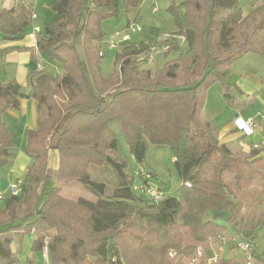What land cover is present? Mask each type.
<instances>
[{"label": "trees", "instance_id": "16d2710c", "mask_svg": "<svg viewBox=\"0 0 264 264\" xmlns=\"http://www.w3.org/2000/svg\"><path fill=\"white\" fill-rule=\"evenodd\" d=\"M118 1L128 12L139 0H50L54 17L44 23L35 47L18 45L31 26L34 3L0 4V59L25 51L34 59L36 52L61 70L33 73L24 95L13 67L0 63V171L15 156V136L2 115L18 110L25 97L37 105L36 126L26 131L23 150L31 164L19 195L0 207V264H19L27 232L34 234L32 252L46 248L48 264H206L214 246L235 239L233 228L253 241L252 232L264 227V155L252 148L255 143L246 156L232 153L201 120L204 95L212 86L220 87L235 111L247 104L238 99L243 93L229 76L233 63L247 54L264 60V0L246 13L238 0H174L167 12L187 52L160 71L145 69L141 79L135 73L143 72L150 55L142 57L146 47L128 41L115 56L118 68L108 76L100 73L102 24L119 15ZM178 73L197 80L169 88L164 81ZM112 124L138 164L149 145L168 147L181 184L177 196H167L160 182L145 178L153 179L152 173H125ZM50 151L58 156L57 181L78 182L92 200L64 199L58 187L46 188L53 182L46 165ZM93 168L113 175L110 195L104 182L92 180ZM149 186L161 191L159 201L144 194ZM131 216L128 226L152 228L154 236L132 235L128 242L120 227ZM260 261L264 264V256Z\"/></svg>", "mask_w": 264, "mask_h": 264}, {"label": "rangeland", "instance_id": "374dc122", "mask_svg": "<svg viewBox=\"0 0 264 264\" xmlns=\"http://www.w3.org/2000/svg\"><path fill=\"white\" fill-rule=\"evenodd\" d=\"M34 3V14L46 17V21H49L54 17L48 8L47 4L50 0H31ZM14 0H0V4L3 3L4 8H10L13 5ZM261 3V0H238V6L241 10L246 13L252 7H256ZM119 4V15L115 18L108 19L102 24V30L105 33V37L102 43V52L104 56L99 61L100 73L103 76H108L112 74L118 67L115 65L114 60L116 54L119 52V48L111 49L108 47L107 42L115 40L114 32L121 31L128 34L130 43L137 45H144L147 52L142 56L146 57L150 55L151 62L146 61L143 63L142 70H137L135 73V78L141 79L143 77L142 73H145V69L149 70L150 73H154L157 70L163 69L166 62L177 58L180 54L187 52V46L182 38H178L175 23L171 16L168 14L167 9L175 4L174 0H139L135 8L130 9L128 12L124 10L120 1ZM128 22H131L130 30L126 29ZM41 23V21H40ZM42 34L44 33V25L41 24ZM31 28V26L29 27ZM139 29L138 32L135 30ZM134 30V32H131ZM168 46L169 49L164 51L161 47ZM80 51V48H79ZM41 57L48 62V60L41 55ZM46 73H51L53 75L59 74L60 69H58L53 63L47 64L42 62ZM235 72L245 84H250L251 86L257 87L260 90V98L263 101H256L251 97L240 98V100H245L247 103L242 112H237L231 108L223 99L220 92V87L212 86L209 88L204 95V107L201 111V120L205 123L210 124L216 132L217 138L222 142L228 144V149L233 153H248L251 151V144L255 143L254 139L250 136H244L243 133L236 129L234 120L236 115H242V119L246 120L248 118H261L264 121V85L262 86L261 79H264V61L255 54H247L243 58L239 59L234 65ZM40 69L43 70V67ZM133 75V74H132ZM134 76V75H133ZM198 77L197 73L195 75ZM195 77V78H196ZM193 77H184L179 73L176 79L166 80L168 82V87L173 88L176 86H181L184 84H189L192 82ZM256 98V97H255ZM2 122L3 119H1ZM5 123V122H4ZM264 123V122H263ZM6 125V124H5ZM8 127V125H6ZM117 139V148L121 157L125 160L127 166L125 173L130 176H136V174L141 172L152 173L153 179L147 178L149 181L157 180L164 186V192L167 196H177L180 192L181 184L178 179L177 172L173 164V158L171 152L167 146H152L147 147L145 160L138 164L132 158L128 151V148L115 124L111 125ZM9 128V127H8ZM13 131L11 128H9ZM14 133V132H13ZM15 136V133H14ZM16 138V136H15ZM258 142V141H257ZM16 144L13 153L21 152L18 150L19 141L14 142ZM261 153L264 155V146L260 149ZM22 153V152H21ZM24 156V154H22ZM57 161L58 156L55 151H50L47 153L46 165L50 170L53 182H47L46 188H51L55 186L60 189L59 195L68 200H77L79 197L84 199H93V196L83 189V187L75 181L64 182L57 181ZM8 166L0 171V194L5 198L9 197L8 187L13 184L8 181ZM105 168V167H104ZM109 168V167H108ZM110 170V169H109ZM145 174H143L144 176ZM91 178L94 181H102L106 184L105 195L111 194L114 188V177L108 170L103 168L92 169ZM7 188V191L5 190ZM38 192V190H37ZM142 197V195H141ZM45 195L42 194L40 202H43ZM5 200V199H4ZM3 204V200H0V207ZM223 214L222 218L219 219V223L223 224ZM133 217L124 222L120 229L125 230L126 240L133 239L132 235L141 236L148 238L149 236H154L152 228L140 227L137 224L133 226H128L132 223ZM126 224V226H124ZM128 228V229H127ZM234 233L235 239L229 240L223 243L221 246H214L212 253L216 255L217 259L230 258L234 259L239 264H261V259L264 256V227H259L252 232L253 242L255 244L254 256L251 257L250 261L247 263L242 256L235 250L237 242L244 240L240 235H238L235 228L230 232ZM34 238L33 233H24L22 235L21 251L18 255L20 262H26L27 256H30L34 260V264H44L46 261L42 252H32V240ZM19 262V263H20ZM219 262V261H218ZM216 264H223L221 262Z\"/></svg>", "mask_w": 264, "mask_h": 264}, {"label": "crops", "instance_id": "0c3cea01", "mask_svg": "<svg viewBox=\"0 0 264 264\" xmlns=\"http://www.w3.org/2000/svg\"><path fill=\"white\" fill-rule=\"evenodd\" d=\"M45 22H46L45 16H42V18L39 19V16L34 14V17L31 23V28H28L26 30V33H25L26 35L24 39L21 42H19L18 45H22L26 47H35L36 40L38 39V37H42L44 35V33L42 34L41 24L44 25ZM34 28L38 29L37 33L34 31ZM33 58L34 59H32V56L29 52L25 51V52H11L5 55L3 59H0V63L2 62L3 64H7L13 67L14 77L17 83L19 84L21 92L24 95H27L30 91L29 78L31 77V75L35 72L41 71L42 70L40 69L41 67H43V70L45 69L42 62L50 64L49 62L45 61L41 57L40 54L36 52ZM35 58H37L38 60L37 62L35 61ZM237 61H235L231 67V74L229 76V79H231L230 81L234 83L239 88V90L243 93L241 98L251 97L254 100L256 99V101L258 100L261 101V98L259 96L261 93L260 90L257 87L251 86L250 84H245L242 78H240L241 76H239L237 72H235L234 65ZM0 67H1V64H0ZM261 81H262V86H263L264 79L262 78ZM261 104H263V101H261ZM1 118L3 119L5 124L8 125V127L11 128L13 132L15 133L16 138L14 142L19 141L18 150L22 152V153L18 152L16 154L14 153L15 155L14 160L11 162V164L8 167L7 176L9 177L8 184H10L12 182L22 180L23 176L26 173L27 167L31 164L30 157H28L24 153L23 150L25 146L26 131L32 130L36 126V121H37L36 102L32 98L25 97L21 99L20 107L18 110H9L5 112ZM236 118H242V115H236ZM257 119L261 121L263 131L261 133H255L251 137L252 139H254L255 143H261V142L264 143V123H263L264 121H262L261 118H257ZM224 144L228 148V144L226 143ZM15 146L16 144L14 143L12 151L14 150ZM249 153L250 151L245 154L242 152V155L246 156ZM22 154H24V156H22ZM5 190L7 191V188H5ZM32 243H33V240H32ZM30 250H31V246H30ZM43 256L46 260L44 264H48L46 255L43 254ZM19 264H34V260L30 256H27L26 262H23V263L20 262Z\"/></svg>", "mask_w": 264, "mask_h": 264}, {"label": "built area", "instance_id": "2783aa9c", "mask_svg": "<svg viewBox=\"0 0 264 264\" xmlns=\"http://www.w3.org/2000/svg\"><path fill=\"white\" fill-rule=\"evenodd\" d=\"M34 17V15H33ZM131 28V27H130ZM128 28V30H130ZM34 31L37 33L38 29L34 28ZM139 29L135 30V32H138ZM131 32H134V30H131ZM114 39L112 41H108V46L111 49L119 48L124 42L129 41L128 34H125L121 31H115L114 32ZM163 50H166V46L161 47ZM101 55V54H100ZM149 62H151V58L148 59ZM235 127L241 131L246 136H253L255 133H261L263 131V127L261 125V121L257 118H249L247 120H243L242 118H236L234 120ZM264 146V143H255L252 148L253 149H261V147ZM22 180H18L13 182L8 187V192L10 196H17L20 193V187H21ZM144 194L153 201H159L162 198V193L157 187L149 186L146 187L144 190ZM5 197L0 194V200H4ZM255 244L253 241L249 240H241L237 242L235 250L242 256V258L248 263L251 259V257L254 254ZM42 253L46 255V248L44 247ZM172 256V254H169ZM216 255H213L210 259L206 261V264H215L217 262ZM195 260H193L194 262ZM249 264V263H248Z\"/></svg>", "mask_w": 264, "mask_h": 264}]
</instances>
